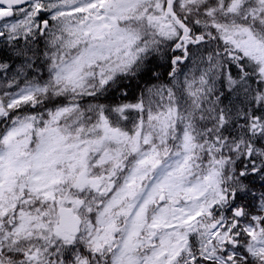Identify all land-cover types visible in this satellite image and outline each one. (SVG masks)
Returning <instances> with one entry per match:
<instances>
[{"label":"snow or ice","instance_id":"1","mask_svg":"<svg viewBox=\"0 0 264 264\" xmlns=\"http://www.w3.org/2000/svg\"><path fill=\"white\" fill-rule=\"evenodd\" d=\"M0 264H264V0H0Z\"/></svg>","mask_w":264,"mask_h":264}]
</instances>
